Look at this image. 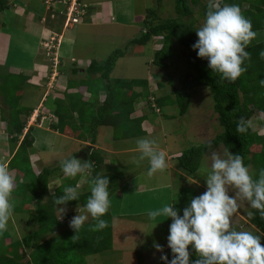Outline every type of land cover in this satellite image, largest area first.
I'll return each instance as SVG.
<instances>
[{"label":"trees","instance_id":"1","mask_svg":"<svg viewBox=\"0 0 264 264\" xmlns=\"http://www.w3.org/2000/svg\"><path fill=\"white\" fill-rule=\"evenodd\" d=\"M161 1L156 0L158 7ZM174 1L176 18L164 20L159 17L157 10L148 9L143 21V30L130 41L127 47L146 46L150 43L160 44L159 50L154 51L151 64L159 70H165L169 68V61L177 52L175 44L181 46L188 64L187 77H190L184 80L183 92L171 87L170 95L148 101L150 93L146 80L110 79L116 61L124 56V51L117 50L104 62L90 61L84 70L88 76L98 75L94 81L81 80L80 86L86 87V91L90 94L87 102H81L78 95L68 93L64 94L62 100L55 101L54 114L57 124L50 128L82 141L86 139L82 133L85 131L94 135L91 138L92 144L95 142L96 130L99 127L111 128L114 141L134 139L146 135L141 128L145 116L134 120L129 119L136 101L145 98L148 106L152 105V109L158 113L162 107L174 106L182 117L188 112L190 104L188 89L207 87L212 97L214 113L217 114L223 129L222 133L210 143L192 146L180 155L174 154L171 158L169 156L168 160L176 161L179 170L192 176L199 170L209 145L213 148L219 145L228 146L230 152L240 154L244 158L245 165L251 168V174L255 178L260 170L264 169V136L252 131L249 123L247 132L243 134L238 133L236 127L241 119L249 122L258 114L264 117V83H262L264 82V58L260 56V52L264 51V41L256 43L253 40L248 46L251 60L246 62L247 71L235 82L224 81L218 74L213 73L208 68L207 61L197 57L196 52L192 50V45L197 39L195 30L198 28V20L204 19L207 10L214 4L239 5L242 14L252 21L253 30L264 31V0H221L208 3L201 7V13L197 16L192 7L199 5L200 0ZM8 6L7 0H0V13L7 10ZM79 71L80 69L75 71L72 69L71 73L77 74ZM28 80L26 76L8 72L6 66H0V95L3 98V105L7 107L6 115L0 109V119L7 125L8 143L12 151L15 150L7 166L10 171H14L20 177L15 182L12 193V200L15 202L14 214H23L28 219V225H31L24 230L21 239L16 237L12 239L7 232L0 235V264H87L86 257L113 249L115 233L112 217L108 210L103 217L107 220L108 227L102 231L92 230L91 225L95 223L92 218L78 233L71 228L62 229L63 226L55 215L56 210L52 204L51 195L48 193V184L58 175L59 178H64L54 190L59 196L64 187L75 186L79 176L74 179L64 177L59 166L43 167L38 175H35L29 160L34 141L31 135L32 128H28L24 133L27 119L33 110H26L20 105ZM97 81L103 83L101 89L93 87ZM162 87L161 84L157 85L158 90ZM134 88H139L140 92L134 93ZM100 91L105 92V98L101 104L98 99ZM74 114L78 121L74 120ZM65 127H69L71 132L65 130ZM256 147L259 151L253 152ZM77 157H79L78 154L74 155V158ZM79 159L92 162L93 176L100 173L109 177L110 198L119 192L120 182L124 179L123 174L111 172L112 168L105 162L101 151L85 146V150H81ZM90 179L91 177L88 176L84 188L79 190L80 199L69 202L67 208L83 207L90 194ZM252 212L256 210L252 209ZM72 215L73 213L66 214L62 219L66 221ZM249 222L264 236V218L256 214L250 216ZM27 253L28 260L24 263L23 255ZM168 254L171 258L170 251ZM196 258V254L192 253L191 259Z\"/></svg>","mask_w":264,"mask_h":264},{"label":"rangeland","instance_id":"2","mask_svg":"<svg viewBox=\"0 0 264 264\" xmlns=\"http://www.w3.org/2000/svg\"><path fill=\"white\" fill-rule=\"evenodd\" d=\"M7 1L10 3L16 2L15 4L18 5V9L23 8L26 12L24 20H32L36 26L38 25V18H44L47 14L44 0ZM188 1L190 2V0ZM219 1L221 0H200L199 5L192 7L195 16L201 13V7L203 5ZM99 3L101 6L97 7L96 4ZM80 4L82 6H87L88 11L86 10L85 15L80 18V23L74 25L72 28L66 29L64 32L62 30L65 18L60 12L55 13L54 19L47 18L46 16L47 29L50 30L49 35H59L63 32L62 49L69 48L71 50V56L66 58L68 67L71 58L74 59L75 63L72 64L75 65L77 69L82 68L85 70L87 68H85L86 60L104 62L115 51H124V56L116 61L114 70L110 74V79L129 81L133 79L147 80L149 78L150 82L147 85L151 92L148 97H152L151 99L154 100L164 95H170V91H172L171 87H174L181 93L183 92V87H185L184 80L190 79V77H187L188 64L185 52H183L184 50L181 46L177 43L175 44V50L177 52L169 61V68L165 70H159L151 64L154 56L153 50L156 48L155 44L153 45V43H150L146 46L132 45L127 47L130 41L137 37L140 31L143 30V21L148 9L157 10L159 17L164 20L176 18L174 0H162L159 7L156 4V0H80ZM107 4H111L109 7L114 10L113 15L111 16H104L102 13V9H105ZM34 6L35 9L33 10ZM6 12L8 11H3L0 13V16L3 17L4 15H7ZM94 13L96 17L94 16ZM9 15L10 14H8V16ZM14 15L22 17L23 14L17 13ZM12 17L11 24L9 25L6 22V26L3 29V31L8 30L13 33H11L10 37L6 36L7 33L2 34V47L0 48L1 59L4 61L3 64H5L7 59L10 62L13 61L14 64L20 66V68H14L20 69L22 72H28V79L30 80L32 78L33 80L34 78H38L42 74H45V71L38 72V70L39 67L43 66L44 62L49 63L50 59L46 56L44 50V55H42L41 50L38 47L36 36L32 35L37 33L36 30L26 28L25 25L20 28L23 24V19L17 24L18 28L14 27ZM202 22L203 19L200 18L197 26L199 27ZM256 38H259V35H257ZM158 45L160 46V44ZM62 57L63 55L61 53V58ZM63 59L65 58L63 57ZM80 63L82 64L80 65ZM46 67H48L47 64ZM149 75L155 77L151 78ZM29 80L27 85H25L24 96L20 103V105L26 110L35 107L43 94V89L34 88L33 84L29 83ZM69 80L72 81V77L67 79V82ZM75 83L76 80L73 84L70 82V87H77L76 85H80L81 81L76 83V85ZM158 84L163 86L160 90L157 89ZM102 85L103 83L97 81L93 87L101 89ZM188 92L190 94V104L188 112L182 117L179 116L178 109L174 106L162 107L159 113L155 112V109L151 110L150 108H145V110L142 111V114H145V112L148 113V118L150 119V122L148 123L150 126L154 127V134L152 136L148 135L141 137L154 139L159 146V149L165 153L168 166L164 171L157 172L151 176L148 175V161L144 160L137 163L135 158L138 157L139 153L136 151H133L130 154H125L124 156L116 155L114 157L113 155L111 157L110 161L114 160L115 162V167L113 166L111 172H122L123 177L124 175L126 177L120 182L121 185H126V182L140 179L139 183L141 185H146L147 183V188L155 187L156 189L152 192L153 194L146 193L143 195H136L135 189L131 188V186L130 188L124 187L123 189H120L122 190L121 204H124L122 207V209H124L123 214H126V217H118V212H116L115 216H112L111 213L115 211L113 210L115 208L110 206L109 212L112 219H114L112 224L114 225L115 233L113 249L102 254L86 257L85 260L87 264H161V261L159 260L160 253L155 252L152 245L153 241H156L164 246L165 251L171 220L169 219L155 226L154 222L150 220L148 212L161 208L166 203H172L176 199V207L183 209L192 198L199 196L206 190L204 176L206 168L210 165V162L206 160L205 155L201 160L199 170L192 176L179 170L176 161L167 159L168 156L171 158V155L174 154L180 155L181 152L192 146L208 144L223 131L218 121V116L214 113L213 101L209 89L207 87H197L188 89ZM74 94L78 95L81 99L79 93ZM0 109L3 110L6 115L7 107L3 105V98L1 95ZM142 114L138 112L136 116L141 117ZM170 115L174 116L173 119L172 117L170 118ZM28 120L29 118L27 119V122ZM248 123L252 131H256L261 136H264V117H261L258 114ZM143 125L144 132H147L148 134V128H146L147 125ZM6 127V123L0 119V128L5 133ZM44 128H46V126ZM82 133L86 139L94 136L85 131H82ZM150 133L152 134L153 132ZM141 137L118 142L113 140V130L111 128H102L99 139L100 143H97L99 146L104 145L106 147H110L111 144L117 145L119 143L124 147L130 146L136 148V141ZM74 143H76L74 144L75 146H72L69 150L70 155H61L59 157L61 160L70 158L71 156H74L73 154H78L79 157L77 158H80L81 150H85V147H82V145L77 142ZM37 145L40 146L39 141L37 142ZM9 146L6 144L4 150L7 151L9 149L11 151ZM214 148L223 151L224 147L219 145ZM2 151L3 149L0 148V159L4 156L6 157L7 152ZM254 151H259V148H254L253 152ZM207 153L208 151L206 154ZM31 154L32 152L29 153V160L35 161L36 158H32ZM42 158L45 160L44 163L47 162V165L48 160H51L52 162L55 160L60 161V159L54 154L42 155ZM248 169L251 173V168L248 167ZM87 178L88 176L86 175L85 179ZM120 190L118 193H120ZM230 191L234 190L230 189ZM45 199L46 197L44 200ZM115 199L117 198L115 197L113 201ZM116 202L117 201H115V203ZM238 203L239 210L233 219V226L238 230H250L255 234L260 235L259 232H255V230L251 228L252 224L249 222V213L252 212V209L249 202L241 198L238 200ZM76 211L79 214L80 211L78 208H70L65 214L74 212V214H76ZM26 218L27 217L23 214H13L10 221L13 222V225H18L19 227H16L15 229L13 228L12 231V227L8 225V233L12 231L14 232V237L21 239L24 230L31 226L27 225V228L23 226V222L28 220ZM90 220L91 217H89L87 222ZM65 223L66 222H64V225L66 226L62 227L63 230L70 228L69 223ZM262 243H264V240H262ZM165 253L168 254V251H165ZM27 255L28 253L23 255L24 263L28 260Z\"/></svg>","mask_w":264,"mask_h":264},{"label":"clouds","instance_id":"3","mask_svg":"<svg viewBox=\"0 0 264 264\" xmlns=\"http://www.w3.org/2000/svg\"><path fill=\"white\" fill-rule=\"evenodd\" d=\"M195 34L197 39L192 50L198 58L207 61L208 68L220 79L235 82L247 71L246 62L251 60L247 49L258 33L253 30L252 21L242 14L239 5H211ZM260 56L264 58V51L260 52ZM247 130L248 122L241 119L236 131L243 134ZM207 149L205 158L210 165L204 176L206 190L192 198L183 209L176 207V199L148 212L155 226L171 220L167 236L171 258L158 242L153 241L152 247L160 253L161 264H264V236L233 226L241 198L256 210L250 212V216L258 214L264 218V169L254 178L244 158L230 152L228 146H224L223 151L211 145ZM135 151L139 153L135 158L137 163L148 161L150 176L164 171L168 166L165 153L154 139L138 138ZM59 167L63 176L68 178L80 175L91 177L90 194L79 214L76 211L69 221V227L78 233L91 217L95 221L91 225L93 231L107 228L108 222L103 217L111 206L109 177L100 173L93 176L92 162L74 156L60 161ZM14 187L15 180L10 169L0 163V235L7 231L14 214ZM78 189L79 185H69L63 188L61 195L57 196L55 192L51 194L52 204L60 219L66 213L69 202L80 199ZM192 253L196 254V259H191Z\"/></svg>","mask_w":264,"mask_h":264},{"label":"crops","instance_id":"4","mask_svg":"<svg viewBox=\"0 0 264 264\" xmlns=\"http://www.w3.org/2000/svg\"><path fill=\"white\" fill-rule=\"evenodd\" d=\"M15 3L16 2H12V3L8 2V5H9L8 9L5 10V11H8V12H6L7 15H4L3 17L0 16V48L2 47V39H3L2 34L7 33L6 36L10 37L11 33H13V32H10L8 30L3 31V29L6 26V22L10 25L11 24V17L14 14L19 13V14H23L22 17H18L17 15H14L12 17L14 27L18 28L17 24L19 23V21H21L23 19V24H22V26H20V28H22L23 25H25L26 28H31V30H36L37 33L32 34V35L36 36V40L38 42V47L40 48L42 55H44L41 44L43 41H45V39H47L48 37L51 36V35H49L50 30L47 29V23H46L45 18L39 17L38 18L39 19L38 25L36 26L32 20H26V19L24 20V15L26 14L25 10L23 8L18 9V7H17L18 5ZM110 5L111 4H107V7L105 9H102V13L104 14V16L113 15L114 10H112L109 7ZM96 6L98 7L101 5L99 3V4H96ZM85 7H87V6H85ZM34 9H35V6L33 7V10ZM87 11H88V7H87ZM8 14H10V15L8 16ZM94 16L96 17L95 13H94ZM26 31H29V30H26ZM257 33L259 35V38H256L255 42L257 43V42L264 41V31L257 32ZM62 35H63V33H62ZM62 45H63V36H62V42H61V45H60V48L58 51L59 63L57 65L56 69L54 70L53 65L50 61H49V63L44 62L45 65L43 64V66L39 67L38 72L45 71V74H42L41 76H39L38 78H34L33 80H32V78L29 80V83L33 84L34 88L43 89V94H42L40 100L38 101V104L35 107L31 108V110H33V112L31 113L29 120L27 122L26 128L24 130V133H25L28 130V128H32L31 135H32L34 141H33V148L31 151L32 152L31 157L36 158L35 161L30 160L32 169H33L35 175H38L40 168L47 167V166H49V167L59 166V162L62 161L61 158H59V157L61 155H66V156L70 155L69 150L72 148V146H75L74 144H76L74 142L81 144L82 147L83 146L84 147L90 146V147H93L94 149H98L104 155L105 162H107V164H109V166L111 168H113V166L115 167V162H114V160L110 161V159L113 155H114V157L116 155H119V156L123 155L124 156L125 154H130L133 151H135V148H132L130 146L124 147L122 144H119V143L117 145H120V146H117L114 144H111L110 147H106L104 145L99 146V144L97 142L100 143L99 139H100V133H101L102 128H109V127H99L96 130V138H95L94 144H92L90 137L88 139H84V141L76 140V139L72 138L71 136H66V135L60 134L57 131H54L50 128V126H55L57 124V118L54 114L55 101L56 100H62L64 98L65 93H68V94L79 93L81 96L80 101L81 102H87L90 98V94L86 91V87L76 85V83H79V81H81V80H95L98 78V75L88 76L87 74L84 73V69H82V68H79L80 71L77 74H74L75 72L72 74L71 70L74 69V71H75V69H77L75 67V65L72 64V63H75V61L73 58H71L69 61L70 64L68 67V62L66 61V58L71 56V50L69 48H66L63 50ZM153 45H154V43H153ZM155 46H156V48H154L153 51H155L157 49L159 50V48L161 47V45L159 46L158 44L157 45L155 44ZM61 53L65 59H63V57L61 58ZM89 62H90V60H86L85 68L89 65ZM3 63H4V61H3V59H1V55H0V65H2V66L5 65L8 68V72H10L12 74H16V75L21 74V75L26 76L28 78V76H27L28 72H22L20 69L14 68V67L20 68V66L14 64L13 61L10 62L7 59L5 64H3ZM46 64L48 65V67H46ZM81 64L82 63H80V65ZM66 72H67V74H66ZM149 76L151 78L153 77L151 75H149ZM70 77H72V81L69 80L67 82V79H69ZM75 80H76L75 85L77 87H75V86L70 87V82L73 84L75 82ZM146 81L149 83L150 79L148 78ZM133 92L139 93L140 89L134 88ZM148 92L149 93L151 92L149 87H148ZM104 98H105V92L100 91L98 94V99L100 101V104L102 103ZM151 98L152 97H148V101L149 100L151 101L152 100ZM145 108L152 109V105L149 104V107H148L147 100L145 98L140 99L139 101H136L133 105V112L130 114L129 119L134 120L136 118H139L138 116H136V114L138 112L142 114V111L145 110ZM142 116H145L146 118L142 122L141 128L144 131V129H143L144 125L143 124H146L147 125L146 128H148V130H147L148 134L146 132L145 136H148V135L152 136L154 134V127L150 126L148 123V122H150V119L148 118V113L145 112V114H142ZM73 117H74L75 121H78L76 114H74ZM171 117L173 119L174 116L170 115V118ZM35 120H36V122H34ZM45 126H46V128H44ZM33 129H34V133H33ZM65 130H68L69 132H71L69 127H65ZM150 132H153V133L151 134ZM2 140H4V141H2ZM20 140H21V138H20ZM5 141H6V143H5ZM38 141L40 142V146L37 145ZM6 144L9 146L8 136L0 128V148L3 149V151L7 152L6 157L4 156L2 159H0V163H4L7 165L8 161L11 159L15 150L12 151V149H11V151H10L8 149V147H7V149H8L7 151L4 150L5 149L4 147L6 146ZM9 148H11V147L9 146ZM51 154H54L55 156H57L60 159V161L55 160L54 162H52L51 160H48V165H47V162L44 163L45 160H43L42 155H51ZM73 155H75V154H73ZM168 158H169V156H168ZM121 167H123V166H121ZM120 173H122V172H120ZM10 174L14 177L15 182H17L18 179H20V177L18 175H16V173L14 171H10ZM85 177H86V175H80L79 176L78 183L76 184V185H79L78 190L84 188V186L86 184ZM124 177H125V175H124ZM63 179L64 178H59V175H58V177H54L49 181L48 193L50 195L54 192L56 187H58L63 182ZM70 179H74V178H70ZM127 181H129V180H127ZM134 181L135 180L126 182L127 184L121 185L120 189H123L124 187L130 188V186H131V188L135 189L136 195H139V194L143 195L146 193L153 194L152 192H154L155 191L154 189H156L155 187L147 188L148 187L147 183H146V185L145 184L141 185L139 183L140 179H137L135 182ZM83 182H85V183H83ZM121 191L122 190H120V193H116V194H114V196H112L110 198L111 206L115 208V209H113L115 211L111 210V211H113L111 214H112V216H115L116 212H118L119 213L118 217L124 218V217H126V214H123L124 209H122V207L124 204H121V201H122ZM115 197L117 199H115L113 201V199ZM115 201H117V202L115 203ZM74 208H78V207H74ZM68 209H70V208L68 207L67 210ZM81 209L82 208H78L79 211H81ZM74 213L66 221H64L63 219H60L58 216L59 214L57 212H55V215H56V218L58 219L59 223H61L60 225L66 226V225H64V222H66L65 224H68L69 221L71 220V218L75 215ZM67 214H69V213H67ZM64 215H66V214H64ZM113 220L114 219H112V222H113ZM60 221H64V222H60ZM27 225H28V221L26 220L25 222H23V226L27 228ZM9 226L12 227V231H13V228L15 229L16 227H19L18 225H13L12 221L9 222ZM251 228H253L255 230V232H259L255 227H253V225L251 226ZM12 231H10L9 233H8V231H6V232L12 239H14L15 238L13 235L14 232H12ZM260 235H262V234H260ZM165 247H166L165 251H170L167 248V243H166Z\"/></svg>","mask_w":264,"mask_h":264},{"label":"built area","instance_id":"5","mask_svg":"<svg viewBox=\"0 0 264 264\" xmlns=\"http://www.w3.org/2000/svg\"><path fill=\"white\" fill-rule=\"evenodd\" d=\"M44 5L49 18L54 19L56 12H60L64 16L63 32L80 23V18L85 15L86 10V7L80 4V0H44ZM62 33L59 35L52 34L41 44L46 56L52 62L54 70L58 65V51L62 42Z\"/></svg>","mask_w":264,"mask_h":264}]
</instances>
